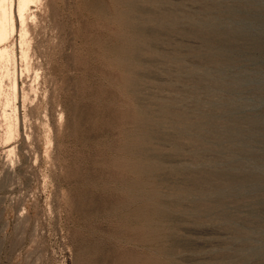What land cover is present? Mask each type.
<instances>
[{
	"label": "rangeland",
	"instance_id": "374dc122",
	"mask_svg": "<svg viewBox=\"0 0 264 264\" xmlns=\"http://www.w3.org/2000/svg\"><path fill=\"white\" fill-rule=\"evenodd\" d=\"M1 2L0 264H264V0Z\"/></svg>",
	"mask_w": 264,
	"mask_h": 264
},
{
	"label": "bare ground",
	"instance_id": "6f19581e",
	"mask_svg": "<svg viewBox=\"0 0 264 264\" xmlns=\"http://www.w3.org/2000/svg\"><path fill=\"white\" fill-rule=\"evenodd\" d=\"M11 2H12V0H11ZM18 3H19L18 7H17L18 8V13L20 12L19 14L21 15V16L20 15L19 16L20 17H24L23 16V13H24L23 11L27 8L28 0H19ZM12 8H13V3H11V8H9V9L4 8L3 3L2 2L0 3V83H2V85H3V81H4V77L5 76H7V77L9 76V77L12 78V76L14 75V71H12V68L9 67V64L11 65V61H12L13 57L9 55L10 57L8 58V61L7 62L5 61V55L8 54L9 49L4 44V42L7 39H9L11 34L15 31V22H14V17H13V15H14L13 13L14 12H13ZM3 67H6L4 72L2 71ZM13 77H15V76H13ZM16 84H17L16 80H13L12 83H11L13 91L11 93H5V91H3L4 100L3 99L2 100L5 101L7 104H9V102L11 104V101H12L11 100V94L12 95L16 94ZM15 97H16V95H15ZM10 104L8 106H10ZM9 123H8L9 130L7 132H8V135H11L13 133L14 128H15L14 127L15 124H13V123L9 124ZM10 139H11V137H10ZM8 151L12 152V149H8Z\"/></svg>",
	"mask_w": 264,
	"mask_h": 264
}]
</instances>
